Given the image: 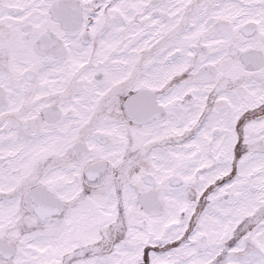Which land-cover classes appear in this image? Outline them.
Segmentation results:
<instances>
[{"label": "snow or ice", "instance_id": "1", "mask_svg": "<svg viewBox=\"0 0 264 264\" xmlns=\"http://www.w3.org/2000/svg\"><path fill=\"white\" fill-rule=\"evenodd\" d=\"M0 264H264V0H0Z\"/></svg>", "mask_w": 264, "mask_h": 264}]
</instances>
